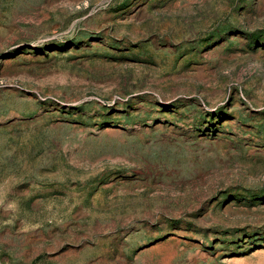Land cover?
<instances>
[{"label":"rangeland","instance_id":"obj_1","mask_svg":"<svg viewBox=\"0 0 264 264\" xmlns=\"http://www.w3.org/2000/svg\"><path fill=\"white\" fill-rule=\"evenodd\" d=\"M0 264H264V0H0Z\"/></svg>","mask_w":264,"mask_h":264}]
</instances>
